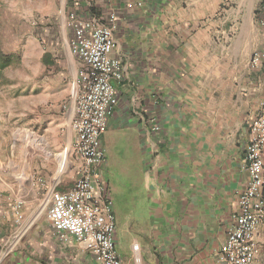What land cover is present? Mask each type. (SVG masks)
I'll use <instances>...</instances> for the list:
<instances>
[{
  "label": "crops",
  "instance_id": "1",
  "mask_svg": "<svg viewBox=\"0 0 264 264\" xmlns=\"http://www.w3.org/2000/svg\"><path fill=\"white\" fill-rule=\"evenodd\" d=\"M262 1L91 0L97 14L115 13L111 55L122 72L112 81L117 103L101 143L128 142L141 154L145 177L146 262L134 238V264H220L236 196L248 180V125L264 102V73L250 66L253 52H264L256 20ZM70 7L71 0L62 1L64 21ZM68 57L76 77L69 49ZM70 104L61 113L69 148L57 155L58 172L27 162L39 144L33 132L18 159L12 148L7 159L0 144V264H97L47 215L51 191L73 183L61 180L73 136ZM262 158L264 166V149ZM262 198L256 264H264V185Z\"/></svg>",
  "mask_w": 264,
  "mask_h": 264
},
{
  "label": "built area",
  "instance_id": "2",
  "mask_svg": "<svg viewBox=\"0 0 264 264\" xmlns=\"http://www.w3.org/2000/svg\"><path fill=\"white\" fill-rule=\"evenodd\" d=\"M93 7L91 0H71V7L64 12L65 25L71 31L67 46L78 61L71 94L70 152L79 160V167L71 187L51 191L47 215L62 238L66 234L72 236L97 264H122L114 244L112 201L101 180L105 160L101 134L117 103L112 81L122 77L119 61L111 55L116 43V16L114 12L97 14ZM256 20L264 27V0ZM250 66L264 73V52L254 51ZM248 129L245 149L248 180L236 196L237 208L219 252L220 264H256L259 243L256 228L263 216L264 102ZM132 249L136 251L138 246L135 244Z\"/></svg>",
  "mask_w": 264,
  "mask_h": 264
},
{
  "label": "rangeland",
  "instance_id": "3",
  "mask_svg": "<svg viewBox=\"0 0 264 264\" xmlns=\"http://www.w3.org/2000/svg\"><path fill=\"white\" fill-rule=\"evenodd\" d=\"M62 1L0 0L2 47L19 57L0 75L1 149L7 152L8 159L12 148L18 159L31 142L30 132L40 136L37 152L27 161L40 172L48 168L58 172L57 155L69 148L61 113L72 102L75 69L68 57L71 31L65 25ZM46 53L52 59L50 65L42 61ZM51 106L62 108L54 111ZM103 147L102 181L108 183L111 195L116 250L123 264H134L131 241L136 238L145 263L146 184L141 154L125 141H107ZM68 159L61 177L65 184H71L76 177L70 151ZM43 194H47L46 188Z\"/></svg>",
  "mask_w": 264,
  "mask_h": 264
},
{
  "label": "trees",
  "instance_id": "4",
  "mask_svg": "<svg viewBox=\"0 0 264 264\" xmlns=\"http://www.w3.org/2000/svg\"><path fill=\"white\" fill-rule=\"evenodd\" d=\"M18 61H19L18 56L4 51L1 40H0V75L5 68L9 67L13 63H17ZM42 61L46 65H50L52 63V59L48 53L43 54Z\"/></svg>",
  "mask_w": 264,
  "mask_h": 264
},
{
  "label": "bare ground",
  "instance_id": "5",
  "mask_svg": "<svg viewBox=\"0 0 264 264\" xmlns=\"http://www.w3.org/2000/svg\"><path fill=\"white\" fill-rule=\"evenodd\" d=\"M136 260H137V262H139V256L138 255H136Z\"/></svg>",
  "mask_w": 264,
  "mask_h": 264
}]
</instances>
